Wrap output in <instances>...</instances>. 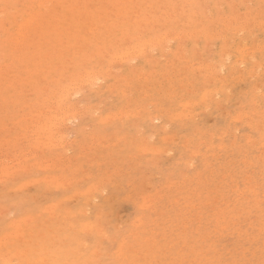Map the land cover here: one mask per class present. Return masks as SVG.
<instances>
[{"label":"rangeland","instance_id":"rangeland-1","mask_svg":"<svg viewBox=\"0 0 264 264\" xmlns=\"http://www.w3.org/2000/svg\"><path fill=\"white\" fill-rule=\"evenodd\" d=\"M27 18L34 19L22 47L15 38ZM141 45L147 51L139 55ZM91 74L102 80L86 84ZM59 95L67 101L60 104ZM38 110L39 123L32 122ZM74 110L76 119L53 128L52 114L73 117ZM0 129L7 169L0 176L11 178L0 180V238L13 232V219H28L20 244L29 257L48 264H264V0H0ZM42 133L59 140L51 145ZM16 158L30 170L18 166L9 175ZM49 163L54 168L43 171ZM55 175L58 184L69 177L71 188H58ZM23 182L31 186L18 193ZM95 185L100 193L76 197ZM55 203L52 216L46 209ZM88 221L98 231H85Z\"/></svg>","mask_w":264,"mask_h":264},{"label":"bare ground","instance_id":"bare-ground-1","mask_svg":"<svg viewBox=\"0 0 264 264\" xmlns=\"http://www.w3.org/2000/svg\"><path fill=\"white\" fill-rule=\"evenodd\" d=\"M1 1H2V0H1ZM42 1H43V0H42ZM47 1H48V0H47ZM49 1H50V0H49ZM31 2H32V1H31ZM125 2H127V1H125ZM113 3H114V2H113ZM113 3H112V4H113ZM41 4H42V5H45V4H43L42 2H41ZM41 4H39V5L41 6ZM42 7H43V6H42ZM76 8H77V7H76ZM122 8H123V7H122ZM127 8H128V7H127ZM59 9H60V8H59ZM119 9H120V8H119ZM135 9H136V8H135ZM86 12H87V11H86ZM137 12H138V11H137ZM50 13H51V12H50ZM107 13H108V12H107ZM134 13H135V12H134ZM28 14H29V13H28ZM136 14L138 15V13H136ZM13 15H14V14H13ZM29 15H30V17H31V16H32V17H33V16L36 17L37 15H39V13H37V15H34V13H33V15H31V14H29ZM29 15H28V16H29ZM84 16H85V15H84ZM90 16H91V14H90ZM27 19H28V18H27ZM27 19H26V20H27ZM30 19L33 20L34 18H29L27 21H25V22H26V23H25V26H24V24H23L22 28L20 27V25H18L19 29L21 28V33H20V35L17 33V34L19 35V37L16 36L15 40H16L17 38H18L17 41H18L20 38H21V39L23 38V39H25V40L28 39L29 32H27L26 29H27V28L29 27V25H30V24H28L29 21L32 22V20H30ZM137 19H138V18H137ZM149 19H150V18H149ZM131 20H132V19H131ZM4 21H5V20H4ZM135 21H136V20H135ZM252 21H253V20H252ZM23 22H24V21H23ZM44 22H45V21H44ZM146 22H147V21H146ZM17 23H18V22H17ZM36 23H38V22H36ZM135 23H136V22H135ZM26 24H27V25H26ZM6 25H7V24H6ZM26 26H28V27H26ZM41 26H42V25H41ZM41 26H40V27H41ZM262 26H263V25H262ZM73 27H74V26H73ZM30 28H32V27L30 26ZM38 28H39V27H38ZM93 28H94V27H93ZM35 29H36V28H35ZM67 29H68V28H67ZM32 30H33V29H32ZM29 31H30V29H29ZM37 31H38V30H37ZM91 31H92V29L90 30V32H91ZM108 31H109V30H108ZM237 32H238V31H237ZM12 33H13V32H12ZM31 33H32V32H31ZM34 33H36V31H35ZM37 33H39V31H38ZM59 33H60V32H59ZM91 33H92V32H91ZM9 34H10V33H9ZM62 34H63V33H62ZM10 35H11V34H10ZM33 35H34V34H33ZM193 35H194V34H193ZM37 36H38V35H37ZM62 36H63V35H62ZM140 36H141V35H140ZM174 36H175V35H174ZM128 37H129V35H128ZM162 37L165 38V36H162ZM29 38H30V37H29ZM89 38H90V37H89ZM178 38H179V37H178ZM222 38H223V37H222ZM23 39L20 40V41H18V42H20V43H21L22 41L24 42ZM127 39H128V38H126V40H127ZM80 40H81V39H80ZM80 40H79V41H80ZM161 40H162V41L165 40L166 42H168L167 40H169V39H168V37H167L166 39H162V38H160V41H161ZM170 40H171V39H170ZM170 40H169V41H170ZM10 41H11V40H10ZM12 41H14V39H13ZM162 41H161V42H162ZM18 42H15V41H14V43H18ZM26 42H27V40H26ZM100 42H102V41H100ZM141 42H142V41H141ZM141 42H140V43H141ZM143 42L145 43L146 41H143ZM244 42H245V41H244ZM14 43H13V44H14ZM24 43H25V42H24ZM144 43H143V44H144ZM148 43H149V41L146 42V46H147ZM21 44H22V43H21ZM227 44H228V43H227ZM25 45H26V44H25ZM29 45H30V44H29ZM64 45H65V44H64ZM155 45H156V44H155ZM13 46H14V45H13ZM18 46H19V44H18ZM20 46L24 47L23 44L20 45ZM144 46H145V45H141V47L138 46L137 48H139V50H138L136 53H138L139 55H140V54H143V53H144V50H145ZM195 46H196V45H195ZM15 47H16V45L14 46V48H15ZM153 47H154V46H153ZM17 48H19V47H17ZM181 48H182V47H181ZM28 49H29V48H28ZM15 50H16V49H15ZM17 50H18V49H17ZM19 50H22V49L20 48ZM134 50H135V49H134ZM243 50H244V49H242L241 51H243ZM25 51H26V50H25ZM130 51H131V50H130ZM132 51H133V50H132ZM132 51H131V52H132ZM135 51H136V50H135ZM135 51H134V52H135ZM145 51H147V50H145ZM20 52H22V51H20ZM126 52H127V51H125V52H123V53H126ZM250 52H252V51H250ZM250 52H249V51L246 52L245 55H250ZM253 52H254V51H253ZM98 53H99V52H98ZM120 53H121L120 55L122 56L123 53H122V52H120ZM238 53H240V51H239ZM241 53H242V52H241ZM10 54H11V53H10ZM14 54H15V52H14ZM19 54H20V53H19ZM129 54H131V53L128 52V55H129ZM133 54H134V53H133ZM243 54H244V53H243ZM251 54H252V53H251ZM124 55L126 56L127 54H123V56H124ZM136 55H137V54H135V56H136ZM139 55H137V56H139ZM82 56H83V55H82ZM116 56L118 57L119 55H116ZM121 56H120V57H121ZM123 56H122V57H123ZM242 56H243V55H242ZM113 57H115V55H114ZM117 57H115V58H117ZM120 57H118V58L120 59ZM122 57H121V58H122ZM244 57H246V56H244ZM46 58H47V57H46ZM126 58H128V56H126ZM130 58H133V57H131V55H130ZM247 58H248V57H247ZM253 58H254V57H253ZM39 59H40V58H39ZM124 59H125V57H124ZM43 60H44V59H43ZM116 60H117V59H116ZM125 60H126V59H125ZM125 60H124V61H125ZM128 60H129V59H128ZM239 60H241V59H239ZM15 61H16V60H15ZM117 61H118V60H117ZM187 61H188V60H187ZM249 61H250V60H249ZM253 61H254V60H253ZM12 62H13V61H12ZM112 62L114 63L115 61L112 60ZM112 62L110 61V64H111ZM121 62H122V59H121ZM130 62H131V61H130ZM147 62H148V61H147ZM206 62H207V61H206ZM227 62H228V61H227ZM115 63H116V62H115ZM194 63H195V62H194ZM210 63H211V62H210ZM4 64H5V63H4ZM7 64H8V63H7ZM118 64L121 65L119 62H118ZM118 64H117V65H118ZM204 64H205V63H204ZM241 64L243 65L244 62H241ZM241 64H240V65H241ZM256 64H258V63H256ZM208 65H209V68H210V64H209V63H208ZM215 65H216V63H215ZM259 65H260V64H259ZM259 65H258V66H259ZM7 66H8V65H7ZM12 66H13V65H12ZM38 66H39V64H38ZM221 66H223V65L221 64ZM238 66H239V65H238ZM255 66H257V65H255ZM187 67H188V66H187ZM211 67L213 68V67H215V66H214V65H211ZM260 67H261V65H260ZM2 68H4V66H3ZM200 68H201V67H200ZM207 68H208V67H207ZM26 69H27V68H26ZM220 69H221V68H220ZM222 69H223V68H222ZM256 69H258V68L256 67ZM256 69L254 68L253 72L256 71ZM105 70H106V69H105ZM105 70H104V72H105ZM251 70H252V69H251ZM107 71H108V70H107ZM107 71H106V72H107ZM119 71H120V70H119ZM249 71H250V69H249ZM102 72H103V71H102ZM102 72H101V73H102ZM219 72H220V71H219ZM33 73H34V72H33ZM48 73H49V72H48ZM48 73H47V74H48ZM90 73H91V72H90ZM92 73H93V72H92ZM79 74H80V73H79ZM95 74H96V73H95ZM97 74H98V73H97ZM82 75H83V73H82ZM163 75H164V74H163ZM11 76H12V75H11ZM84 76H85V75H84ZM255 76H256V75H255ZM15 77H16V76H15ZM122 77H123V76H122ZM143 77H144V76H143ZM145 77H146V76H145ZM147 77H148V76H147ZM5 78H6V77H5ZM123 78H124V77H123ZM123 78H122V79H123ZM131 78H132V77H131ZM88 79H89V81H91V79H94L92 82L89 83V84H91V85H92L93 83H95V84H93L92 86L96 85V81H97V80H102L101 77H95V76H92V74H91L88 78L85 79V81L87 80L86 84L88 83ZM181 79H182V78H181ZM129 80H130V79H129ZM140 80H141V79H140ZM145 80H146V79H145ZM5 81H6V80H5ZM16 81H17V80H16ZM21 81H22V80H21ZM75 81H76V79H75ZM116 81H117V80H116ZM126 81H127V80H126ZM98 82H99V81H98ZM203 82H204V81H203ZM72 83H74V82H72ZM75 83H76V82H75ZM84 83H85V82H84ZM18 84H19V83H18ZM79 84H80V83H79ZM127 84H128V83H127ZM6 85H7V84H6ZM8 85H9V83H8ZM125 85H126V83H125ZM64 86H65V85H64ZM68 86H69V84H68ZM68 86H67V89H68ZM74 87H75V88H74V92H78V93H79V90H77V89H80V87H79L78 85H76V86H74ZM4 88H6V87H4ZM111 88H112V87H111ZM111 88H110V89H111ZM114 88H115V87H114ZM180 88H181V87H180ZM65 89H66V88H65ZM69 89H70V87H69ZM115 89H116V88H115ZM123 89H124V88H123ZM116 90H117V89H116ZM125 90H126V89H125ZM125 90H124V91H125ZM3 91H4V90H3ZM72 91H73V90H72ZM215 91H216V90H215ZM227 91H228V90H227ZM206 92H207V91H206ZM60 93H61V92H60ZM64 93H65V92H64ZM68 93H70V92H68ZM68 93H65V96H64V94H63V96H64V97H67ZM122 93H123V94H127L126 92H122ZM192 93H193V92H192ZM210 93H211V92H210ZM210 93H209V94H210ZM212 93H213V92H212ZM74 94H75V93H74ZM203 94H204V92H203ZM203 94H202V95H203ZM205 94H206V93H205ZM205 94H204V95H205ZM76 95H77V94H76ZM48 96H49V95H48ZM52 96H53V95H50L49 98L52 97ZM59 96H60V95H59ZM63 96H60V97H62V98H59V99L63 100ZM68 96H69V95H68ZM53 97H54V96H53ZM57 97H58V96H57ZM149 97H150V96H149ZM171 97H172V96H171ZM203 97H205V96H203ZM45 98H46V97H44L43 99L45 100ZM47 98H48V97H47ZM54 98H55V97H54ZM206 98H207V97H206ZM43 99H42V100H43ZM73 99H74V98H73ZM127 99H128V98H127ZM201 99H203V98H200V100H201ZM46 100H47V99H46ZM46 100H45V101H46ZM48 100H49V99H48ZM50 100H52V99L50 98ZM50 100H49V101H50ZM56 100H57V98H56ZM61 100H60V101H61ZM135 100H136V99H135ZM188 100H189V99H188ZM188 100H187V101H188ZM203 100H204V99H203ZM203 100H201V101H203ZM45 101H43V102H45ZM52 101H53V100H52ZM54 101H55V100H54ZM54 101H53V103H54ZM58 101H59V100H57V103H58ZM60 101H59V103L61 104V103H64V101H67V100H63V102H62V101L60 102ZM126 101H127V100H126ZM128 102H129V101H128ZM192 102H193V101H192ZM192 102L190 101V103H192ZM203 102H204V101H203ZM203 102H202V104H203ZM53 103H52V104H53ZM79 103H80V102H79ZM153 103H154V102H153ZM155 103H156V102H155ZM187 103H188V102H187ZM190 103H189V104H190ZM195 103H196V102H195ZM34 104H35V103H34ZM49 104H50V103H49ZM185 104H186V103H185ZM185 104H184V105H185ZM25 105H26V104H25ZM25 105H24V106H25ZM30 105H31V104H30ZM42 105H45V106H46V104H44V103H43ZM184 105H183V103H182V106H184ZM24 106H23V107H24ZM27 106H28V105H27ZM47 106H48V105H47ZM50 106H52V105L50 104ZM58 106H61V105L58 104ZM58 106H57V107H58ZM70 106H71V105H69V104H68V106L66 105V107H70ZM73 106H74V105H73ZM190 106H191V105H190ZM52 107H53V106H52ZM52 107H51V108H52ZM186 107H187V105H186ZM186 107H185V108H186ZM242 107H243V105H242ZM40 108H41V107H40ZM47 108H48V109H47ZM47 108H44V109H46V110H45L46 112L50 109V107H47ZM54 108H55V107H53V109H54ZM62 108H63V107H62ZM64 108H65V107H64ZM72 108H73V107H72ZM146 108H147V107H146ZM182 108H184V107H182ZM187 108H190V107H187ZM187 108H186V109H187ZM53 109H51V110H53ZM65 109H67V108H65ZM68 109H69V108H68ZM68 109H67V110H68ZM78 109H79V108H78ZM140 109H141V108H140ZM40 110H41V112L44 111V110H42V109H40ZM59 110H60V109H59ZM121 110H122V109H121ZM188 110H189V109H188ZM38 111H39V110H38ZM55 111H57V110H55ZM119 111H120V110H119ZM123 111H124V110H123ZM143 111H145V110H143ZM182 111H183V110H182ZM189 111H190V110H189ZM32 112H33V111H32ZM35 112H36V111H35ZM41 112L39 111V112H36V113H34V114L32 113V118H31V120H32V119L34 120L37 116L39 117V114H40V116H41ZM57 112H58V111H57ZM61 112H64L63 109H62V111L60 110V114H62ZM65 112H66V111H65ZM68 112H69V111H68ZM68 112H67L66 114H68ZM70 112H71V111H70ZM72 112H73L72 114H71V113H69V114L72 115L73 117L67 116L65 113L63 114V116H60V117L57 115L56 112H55V113H56L55 115L52 114V116H54V118H53L54 121H52V122H55V124L53 125V128L58 127L57 125H58V123H59L60 121H66V120H69L70 118L76 119L77 116H74V114H75L76 112H77V114H79L78 110H77L76 112H75V110L72 111ZM96 112H97V111H96ZM98 112H99V111H98ZM175 112H177V111H175ZM179 112H180V111H179ZM179 112H178V113H179ZM242 112H243V111H242ZM242 112H241V113H242ZM125 113H126V112H125ZM127 113H130V112H127ZM135 113H136V112H135ZM135 113L133 112V114H135ZM178 113H177V114H178ZM180 113H181V112H180ZM183 113H184V112H183ZM243 113H245V112H243ZM36 114H38V115L36 116ZM113 114H115V113H113ZM161 114H162V113H161ZM161 114H160V115H161ZM46 115H48V114H46ZM56 115H57V116H56ZM108 115H109V114H108ZM108 115H106V116H108ZM110 115H111V114H110ZM110 115H109L108 117H110ZM115 115H116V114H115ZM115 115H114V116H115ZM127 115H128V114H127ZM127 115H124V116L127 117ZM138 115H139V114H138ZM171 115H172V114H171ZM239 115H240V114H238V117H239ZM27 116H28V114H27ZM33 116H34V118H33ZM35 116H36V117H35ZM48 116H49V115H48ZM52 116L50 115V117H48V120H47V121H48L49 125H47L46 122L44 123V122L41 120V121L43 122V124H45V126H51L52 122H51V124H50L49 121H51V120H49V119H50V118L52 119ZM83 116H84V115H83ZM114 116H112V117H113V118H118L117 115H116V117H114ZM119 116H120L119 118L124 117L123 114H121V115H119ZM133 116H134V115H133ZM169 116H170V115H169ZM245 116H246V115H245ZM28 117H29V116H28ZM30 117H31V116H30ZM30 117H29V118H30ZM126 117H124V118H126ZM136 117H137V116H136ZM170 117H172V116H170ZM190 117H191V116H190ZM7 118H8V117H7ZM105 118H106V117H105ZM149 118H150V117H149ZM154 118H155V117H154ZM156 118H157V117H156ZM175 118L178 119L177 117H174V119H175ZM185 118H186V117H185ZM242 118H243V117H242ZM21 119H23V120H27L28 118H27V117H26V119H25L24 117H23V118H20L19 121L22 122ZM110 119H111V118H110ZM17 120H18V119H17ZM31 120H27V121H31ZM33 120H32V122H36L37 119H35L34 121H33ZM39 120H40V119H39ZM70 120H72V119H70ZM70 120H69V121H70ZM113 120H114V119H113ZM122 120H123V118H122ZM236 120H237V119H236ZM239 120H240V119H239ZM37 122H38V120H37ZM99 122H102V123H103V121H99ZM104 122L106 123V122H109V121H107V120L105 119ZM121 122H122V121H121ZM152 122H153V121H152ZM30 123H31V122H30ZM38 123H39V122H38ZM109 123H111V122H109ZM35 124H36V123H35ZM35 124L33 123V125H35ZM17 125H18V124H17ZM59 125H60V124H59ZM68 125H69V124H68ZM14 126H15V124H14ZM28 126H29V125L27 124V127H28ZM40 126H41V125H40ZM88 126H89V125H88ZM162 126H163V125H162ZM27 127H25V128H27ZM30 127H32V125H31ZM30 127H29V128H30ZM33 127H34V126H33ZM20 128H21V129H24V127H23V128L20 127ZM29 128H28V129H29ZM36 128H37V129H35V130H38V127H36ZM58 128H59V127H58ZM3 129H4V128H3ZM28 129H27V130H28ZM33 129H34V128H33ZM0 130H1V129H0ZM29 130H31V129H29ZM32 131H34V130H32ZM56 131H57V129H56ZM56 131H55V132H56ZM38 132H39V131H38ZM38 132H37V136H38V134H40V133H38ZM221 132H222V131H221ZM35 133H36V132H35ZM43 133H45V132L43 131ZM43 133H42L40 139H44V138L47 139V138H46V135H45L44 138H42V136H44ZM46 133H47V132H46ZM51 133H52V132H51ZM52 134H53V133H52ZM22 135L25 136L24 134H22ZM22 135H20V137H21ZM31 135H32V134H31ZM65 135H66V134H65ZM65 135H64V136H65ZM104 135H105V134H104ZM112 135H113V134H112ZM112 135H111V137H112ZM5 136H6V135H5ZM16 136H18V135H16ZM48 136H49V134H48ZM48 136H47V137H48ZM55 136H56V135H55ZM60 136H61V134H60ZM94 136H95V135H94ZM171 136H172V135H171ZM25 137H26V136H25ZM53 137H54V135H53ZM53 137H52V139H51V137H50L49 139H47V140L50 142L51 145H53L54 143H57L56 141L59 140V137L56 136L58 139L55 138L56 141L54 142L53 140H55V139H54ZM91 137H92V136H91ZM99 137H100V136H99ZM99 137H98V139H99V141H100L101 138H99ZM111 137H110V138H111ZM35 138H36V137H35ZM37 138H39V137H37ZM60 138H61V141H62V139H63V140L65 139V138H62V137H60ZM94 138H95V137H94ZM103 138H104V136H103ZM121 138H122V137H121ZM121 138H119V139H121ZM141 138H142V137H141ZM143 138H144V137H143ZM153 138H154V137H153ZM3 139H4V140H1V141H4V142L6 143L5 138H3ZM6 139H7V138H6ZM8 139H10V138H8ZM11 139H12V138H11ZM14 139H16V138L14 137ZM21 139H22V138H21ZM21 139H20V140H21ZM98 139H97V140H98ZM119 139H118V140H119ZM38 140H39V139H38ZM47 140H46V141H47ZM50 140H51V141H50ZM104 140H105V139H104ZM122 140H123V139H122ZM142 140H143V139H142ZM145 140H146V139H145ZM8 141H9V140H8ZM17 141H18V140H17ZM17 141L13 140V142H11V144H12V143H13V144L18 143ZM36 141H37V139H36ZM44 141H45V140H43V142H44ZM48 141H47V142H48ZM52 141H53V143H51ZM64 141H65V140H64ZM95 141H96V140H95ZM108 141H109V139H108ZM119 141H121V140H119ZM125 141H126V140H125ZM146 141H147V140H146ZM4 142H3V145H4ZM9 142H10V141H9ZM9 142H8V143H9ZM14 142H15V143H14ZM22 142H24V141L22 140ZM22 142L20 143V145L22 144ZM34 142H35V141H34ZM38 142H39V141H38ZM40 142H41V140H40ZM43 142H41V144H42ZM47 142H44V143L46 144ZM49 142H48V143H49ZM58 142L60 143V141H58ZM74 142H75V141H74ZM92 142H93V141H92ZM112 142H113V141H112ZM144 142H145V141H144ZM144 142H143V143H144ZM148 142H149V141H148ZM233 142H234V141H233ZM48 143H47V144H48ZM59 143H58V145H59ZM72 143H73V142H72ZM78 143H79V142H78ZM102 143H103V142H102ZM118 143H119V142H118ZM145 143H146V142H145ZM184 143H185V142H184ZM1 144H2V143H1ZM50 144H49V146H50ZM64 144H66V142H65ZM113 144H116V143L114 142ZM7 145H8V144H7ZM18 145H19V144H18ZM22 145H23V144H22ZM39 145H40V143L38 144V146H39ZM42 145H44V144H42ZM58 145L56 144V145H54L53 147H55V146L57 147ZM60 145H61V144H60ZM97 145H98V144H97ZM142 145H143V144H142ZM185 145H186V144H185ZM10 146H11V145H10ZM12 146H13V145H12ZM31 146H32V145H31ZM33 146L36 147L37 150H39L38 147H37V143H36V146H35V144H34ZM63 146L65 147V145H63ZM63 146L61 145V147H63ZM69 146H70V145H69ZM78 146H79V145H78ZM106 146H107V145H106ZM140 146H141V145H140ZM149 146H150V145H148V146H146V147L143 146V147L146 149L145 151H147V150L149 151V149L151 150V148H149ZM183 146H184V145H183ZM3 147H4V146H3ZM16 147H17V144H15V148H16ZM22 147H23V146H22ZM34 147H32V150H34V152H35L36 149H35ZM40 147H41V146H40ZM42 147H45V146H42ZM42 147H41V148H42ZM59 147H60V146H59ZM94 147H95V146H94ZM143 147H142V148H143ZM156 147H157V146H156ZM185 147H186V146H185ZM0 148H1V147H0ZM6 148H7V147H6ZM8 148H9V147H8ZM13 148H14V146H13ZM33 148H34V149H33ZM106 148H107V147H106ZM144 148H143V149H144ZM152 148H154V147L152 146ZM1 149H2V148H1ZM21 149H22V148H20V152H22L21 154H25L26 151H25V152H24V151H21ZM23 149H24V147H23ZM23 149H22V150H23ZM82 149H83V148H82ZM4 150H5V149H4ZM10 150H11V149H10ZM26 150H27V149H26ZM37 150H36V152H37ZM66 150H68L67 145H66ZM140 150H141V148H140ZM140 150H138V151H140ZM154 150H155V149H154ZM18 151H19V149H18ZM39 151H40V150H39ZM148 151H147V152H148ZM152 151H153V150H152ZM156 151H157V150H156ZM20 152H19V153H20ZM28 152H29V151L27 150V154H28ZM149 152H150V151H149ZM161 152H163V151H161ZM4 153H5V152H4ZM30 153H31V152H30ZM37 153H38V152H37ZM37 153H36V154H37ZM138 153H142V152H137V154H138ZM145 153H146V152H145ZM157 153H158V152H157ZM1 154H3V153H2V152L0 153V157H1ZM32 154H33V153H32ZM34 154H35V153H34ZM34 154H33V155H34ZM195 154H196V153H195ZM195 154H194V155H195ZM197 154H198V153H197ZM10 155H11V154H10ZM18 155H19V154H17V156H18ZM38 155H39V154H38ZM41 155H42V154H41ZM51 155H52V154H51ZM57 155H58V154H57ZM158 155H159V154H158ZM194 155H193V156H194ZM15 156H16V154H15ZM24 156H27V155L25 154V155H23V157H24ZM82 156H83V155H82ZM12 157H13V156H12ZM21 157H22V156H21ZM57 157H59V156H57ZM60 157H61V156H60ZM91 157H92V156H91ZM4 158H5V157H4ZM8 158H10V156H8ZM19 158H20V157H19ZM25 158H26V157H25ZM25 158H23L24 161L27 160L28 157H27L26 159H25ZM33 158H34V156H33ZM43 158H44V157H43ZM73 158H74V157H73ZM75 158H76V157H75ZM129 158H130V157H129ZM1 159H2V158H1ZM1 159H0V161H1ZM12 159H13V158H12ZM16 159H17V163H16V164H13V163H12L13 165H16V168H18V166H21V167H19L20 169H21V168H22V169L24 168V170H23L22 172H25V171L28 172V170H30V167L27 166V165H26L25 167H24L23 165H20V164L18 165V163H20V159H21V158L19 159V162H18V158H16ZM28 159H29V158H28ZM58 159H59V161H61L60 158H58ZM70 159H71V158H69V160H70ZM13 160H14V159H13ZM13 160H12V161H13ZM23 160H21V161H23ZM40 160H41V159H40ZM42 160H43V159H42ZM38 161H39V160H38ZM38 161H37V162L34 161V163L32 162V164H29V163H27V164L33 166L35 163H38V164L41 163V164H42V162H44L45 160H43L42 162H41V161L38 162ZM51 161H52V160H51ZM6 162H7V161H6ZM25 162H26V161H25ZM48 162H49V159H48L47 163H48ZM52 162H53V161H52ZM62 162H63V161H62ZM87 162H88V161H87ZM1 163H2V162H0V164H1ZM8 163H9V162H8ZM14 163H15V162H14ZM30 163H31V162H30ZM58 163H59V162H58ZM63 163H64V162H63ZM103 163H104V162H103ZM3 164H4V162H3ZM12 164H11V165H12ZM23 164H24V163H23ZM41 164H40V165H41ZM51 164H52V163H51ZM51 164H50V163H49V164H45V165L43 164V165H44V167H43L44 170H43V171H45L46 165H47V166L49 165V166H50L49 169L52 170V168H54V167H53L54 165H53L52 168H51ZM81 164H82V163H81ZM190 164H191V162H190ZM5 165H6V164H5ZM11 165H8V166L10 167ZM40 165H38V166H40ZM58 165H59V164H58ZM63 165H64V164H63ZM69 165H70V164H69ZM69 165H67V166H69ZM90 165H91V164H90ZM97 165L99 166L98 163H97ZM1 166H2V164H1ZM1 166H0V167H1ZM22 166H23V167H22ZM49 166H48V167H49ZM67 166H66V167H67ZM81 166H82V165H81ZM13 167L15 168V166H13ZM26 167L29 168V169L27 170ZM34 167H35V165H34ZM48 167H47V169H48ZM66 167L64 166V168H66ZM72 167H73V166H72ZM10 168H12V167H10ZM16 168H15V169H11L12 171L9 170V168H8V172H11V173H8V174H9V175H10V174H14V175L16 176L17 172L19 171V168H18V169H16ZM39 168H40V167H39ZM55 168H56V167H55ZM59 168H60V167H59ZM64 168H63V169H64ZM25 169H26V170H25ZM37 169H38V167H37ZM63 169H62V170H63ZM67 169H68V168H67ZM67 169H66V170H67ZM73 169H74V168H73ZM75 169H76V168H75ZM75 169H74V170H75ZM5 170H6V171H5ZM14 170H15V172L13 173ZM40 170H41V168H40ZM54 170H55V169H54ZM68 170H69V169H68ZM77 170H78V169H77ZM80 170H81V169H80ZM3 172H7V169H6L5 167H4V169H3V167L0 168V174L3 173ZM29 172H30V171H29ZM81 172H82V174H83V171H81ZM114 172H115V171H114ZM74 173H75V172H74ZM76 173H77V172H76ZM105 173H106V170H105ZM22 174H23V173H22ZM103 174H104V173H103ZM116 174H117V173H116ZM1 175H2V174H1ZM14 175L11 176V177H14ZM90 175H91V174H90ZM90 175H89V176H90ZM110 175H111V174H110ZM48 176H49V175H48ZM48 176H47V177H48ZM59 176L62 177V180L64 179V176H61L60 174H59ZM85 176H87V175H85ZM0 177H1L0 180H1V179H4V178H3L4 176H0ZM7 177H9V176H7ZM7 177H6V179H7ZM44 177H45V179H46V175H45ZM50 177H51V176H50ZM57 177H58V176L55 175V178H54V177H53V178L56 180ZM87 177H88V176H87ZM90 177H91V176H90ZM112 177H113V176H112ZM9 178H10V177H9ZM51 178H52V177H51ZM58 178H59V177H58ZM73 178H75V177H73ZM88 178H89V177H88ZM100 178H101V177H100ZM223 178H224V177H223ZM6 179H4V180L6 181ZM10 179H11V178H10ZM48 179H49V180H47L48 183L46 182V184L51 185V182H53L54 179H50V178H48ZM60 179H61V178H60ZM68 179H69V177H67V179L64 181V182H65V185L68 184V183H70V181H69ZM76 179H77V178H76ZM82 179H83V178L78 179V181H79V180L82 181ZM84 179H86V177H85ZM84 179H83V180H84ZM101 179H102V178H101ZM108 179H110V177H109ZM144 179H145V178H144ZM4 180H3V182H4ZM17 180H19V178H18ZM50 180H51V182H50ZM62 180L57 179V180L54 181V182L57 183V181H58V182L60 183V181H62ZM111 180H112V178H111ZM1 181H2V180H1ZM1 181H0V182H1ZM14 181H15V179H14ZM31 181H32V180H31ZM33 181H35V179H33ZM36 181H37V180H36ZM38 181L40 182V178L38 179ZM41 181L44 182V178H43ZM45 181H46V180H45ZM67 181H68V182H67ZM72 181H73V180H72ZM72 181H71V182H72ZM75 181L77 182V180H75ZM107 181H109V180H106V182H107ZM39 182H38V183H39ZM64 182H61L62 185L57 183V187L59 188V186H63V183H64ZM73 182H74V181H73ZM76 182H75V183H76ZM98 182H100V179H99ZM101 182H103V180H101ZM104 182H105V180H104ZM106 182H105V183H106ZM171 182H172V181H171ZM29 183H30V184H32V183H33V184H36L37 182H36V183H35V182H32V183H31V182L29 181ZM29 183L26 182V183L24 184V182H23V183L21 184L22 186L18 185L17 187H21V188H22V189L18 188V193H21V191H23V187H25V185H26V186H31ZM78 183H79V182H78ZM11 184H12V183H11ZM23 184H24V185H23ZM28 184H29V185H28ZM94 184H95V183H94ZM5 185H6V184H5ZM53 185L56 186L55 184H53ZM58 185H59V186H58ZM65 185H64V186H65ZM71 185H73V184H70V186H71ZM92 185H93V183H92ZM92 185H90V186H92ZM101 185H103V184L101 183L99 186L101 187ZM127 185H128V184H127ZM165 185H166V184H165ZM172 185H173V184H172ZM64 186H63V187H64ZM66 186L69 187V184L66 185ZM66 186H65V187H66ZM90 186H88V187L90 188ZM96 186H97V185L93 186V187L91 188L92 190L89 189L90 191L88 190V187L86 188L85 191H82V192H78V191L76 190V191H77V194H79V195L76 194V197H77V196H80V194H81V195H86L87 192H88V194L92 193V194H90L91 196L94 195V194H96V193H100V191H98V190H101L102 188L97 187L96 189H94V187H96ZM111 186H113V185H110V187H111ZM45 187L47 188L46 185H45ZM50 187H51V186H50ZM57 187H56V189H57ZM63 187H60V188H63ZM65 187H64V188H65ZM68 187H67V188H68ZM26 188H28V187H26ZM64 188H63V189H64ZM69 188H71V187H69ZM98 188H99V189H98ZM250 188H252V187H250ZM15 189H17V188H15ZM15 189H14V190H15ZM24 189H25V188H24ZM56 189H55V190H56ZM63 189H62V190H63ZM19 190H21V191H19ZM26 190H27V189H26ZM26 190H25V191H26ZM87 190H88V191H87ZM104 190H105V189H104ZM97 191H98V192H97ZM8 192H9V191H8ZM83 192H84V194H82ZM103 192H104V191H103ZM75 193H76V192H75ZM7 194H9V193H7ZM15 194H16V193H15ZM43 194H44V193H43ZM73 196H75V195H73ZM113 196H114V195H113ZM149 196H150V195H148V198H149ZM26 197H27V196H26ZM31 197H32V196H31ZM80 197H81V196H80ZM33 198H34V197H33ZM92 198H94V197H92ZM142 198H143V197H142ZM145 198H147V197H145ZM114 199H115V198H114ZM19 200H20V199H19ZM86 200L88 201V199H86ZM107 200H108V199H107ZM176 200H177V199H176ZM145 201H146V200H145ZM145 201H144V203H145ZM150 201H151V200H150ZM150 201H149V203H150ZM152 201H153V200H152ZM88 202H90V201H88ZM153 202H154V201H153ZM57 203H58V202H57ZM149 203H148V204H149ZM151 203H152V202H151ZM142 204H143V202H142ZM142 204H141V205H142ZM148 204H147L146 206H149ZM152 204H153V203H152ZM11 205H13V204H11ZM53 205H54V204H52V205H48V207H49V206H53ZM56 205H57V204L55 203V205H54L53 207H50V208H49L50 210H49V209H46L47 212L50 213L52 216H53L54 213H51V212H53V211H55V210L52 211L51 209L54 208ZM141 205H139V206H141ZM115 206H116V205H115ZM146 206H145V204H144V207H145V208H147ZM59 207H60V206H59ZM59 207H57V208H59ZM151 207H152V206H151ZM1 208H2V207H1ZM55 208H56V207H55ZM139 208H140V207H139ZM100 209H101V208H100ZM150 209H151V208H150ZM59 210H60V208H59ZM84 210H85V209H84ZM1 211H2V210H1ZM44 211H45V210H44ZM49 211H51V212H49ZM66 211H67V212H66ZM69 211H70V209H69ZM65 212H66V215H67V216L69 215V214H67V213H72V212H68V210H64V213H63L64 215H65ZM81 212H82V211H80V213H81ZM84 212H85V211L82 212V214H81L82 216H83L84 214L87 213V212H86V213H84ZM34 213H35V212H34ZM50 214H48V215H50ZM35 215H36V214H35ZM39 215H40V214H39ZM39 215L37 214L36 217H38ZM57 215H59V214L57 213ZM64 215H63L62 217H64ZM66 215H65V216H66ZM72 215L75 216L74 214H72ZM72 215H70V217H71ZM73 216H72V217H73ZM97 216L99 217V214L96 215V219H99V218H97ZM60 217H61V216H60ZM68 217H69V216H68ZM68 217H67V218H68ZM29 218H31V220L29 219L28 223H29L30 221L33 222V220H32V219H33L32 216H30ZM50 218H51V216H50ZM25 219H26V218H22L23 221L16 222V223H14V222L17 221V220L14 221V219H13V222H12V225H13V226H12L13 232H11V233L9 232V234L6 232L7 234L4 233V236H3L2 238H0V264H48L47 259L44 258V257H38L37 259H36L34 256L29 257L30 251H27V249L25 250V249L22 247V245L20 244V243H22V242L25 243V239H26V234H25V232H26V229H25V228H26V227L24 228L23 226L26 225V224H25V223H26L25 221L28 220V219H26V220H25ZM36 219H37V218H36ZM52 219H53V217H52ZM52 219H51V220H52ZM19 220H21V219H19ZM19 220H18V221H19ZM24 220H25V221H24ZM62 220H63V219H62ZM10 221H11V220H10ZM10 221H9V222H10ZM68 221H69V220H68ZM98 221H99L98 224H100V219H99ZM135 221H136V220H135ZM64 222H65V221H64ZM77 222H78V221H77ZM89 222H90V221H88V222H83L84 224L86 223L85 225L87 226V228L84 227L85 225L83 226V228H85V229H84L85 231H86V229H88V230H92V229H95V228H96V225H95L96 223H95V224L93 223L95 226H92L93 224H90ZM70 223H71V222H70ZM79 223H80V222H79ZM83 223H81V225H82ZM38 224L40 225V223H38ZM48 224H49V223H48ZM132 224H133V223H132ZM134 224H135V223H134ZM9 225H10V224H9ZM63 225H64V224H63ZM81 225H80V226H81ZM138 225H139V224H138ZM10 226H11V225H10ZM10 226H9V227H10ZM68 226H70V224H69ZM71 227H72V225H71ZM98 227H99V226H98ZM98 227H97V228H98ZM67 228H68V227H67ZM100 228H101V226H100ZM100 228H99V229H100ZM31 229H32V228H31ZM69 229H70V227H69ZM95 230H97V229H95ZM100 230H101V229H100ZM49 231H50V230H49ZM64 231H65V230H64ZM73 231H74V230H73ZM97 231H98V230H97ZM100 232H102V231H100ZM28 233H31V231H29ZM88 233H89V232H88ZM103 233H104V232H103ZM31 234H32V233H31ZM31 234H30V236H31ZM27 235H28V234H27ZM40 235H41V234H40ZM40 235H39V236H40ZM98 235H99V233H98ZM102 235H104V234H102ZM104 236H105V235H104ZM31 237H32V236H31ZM43 237H44V235H43ZM51 237H52V236H51ZM133 238H134V237H133ZM124 241H125V240H124ZM17 242H18V243H17ZM28 242H29V240H28ZM30 242H31V241H30ZM54 243H55V242H54ZM85 243H86V241H85ZM121 243H122V242H121ZM29 244H30V243H29ZM83 244H84V242H83ZM34 245H35V244H34ZM84 246H85V245H84ZM87 246H88V244H87ZM121 246H122V245H121ZM121 246H120V247H121ZM82 248H83V247H82ZM120 250H121V249H120ZM34 251H35V249H34ZM93 252H94V251H93ZM93 252H92V253H93ZM120 252H121V251H120ZM46 253H47V252H46ZM94 253H95V252H94ZM118 254H121V253H118ZM118 254H117V255H118Z\"/></svg>","mask_w":264,"mask_h":264}]
</instances>
